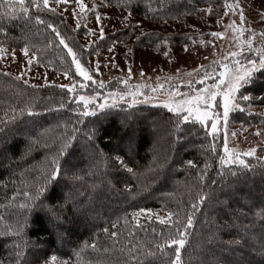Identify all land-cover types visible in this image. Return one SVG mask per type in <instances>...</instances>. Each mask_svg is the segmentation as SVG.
<instances>
[{"label":"trees","instance_id":"obj_1","mask_svg":"<svg viewBox=\"0 0 264 264\" xmlns=\"http://www.w3.org/2000/svg\"><path fill=\"white\" fill-rule=\"evenodd\" d=\"M105 1L119 10H131L132 15L154 24L187 21L205 14L212 17L216 15L214 9H223L225 2H230L135 0L129 9L126 0ZM149 5L155 11H148ZM25 7L29 8L28 15H31V20L21 12L18 0H0V46L11 50H21L27 46L31 55L35 53V60L40 66L62 73L68 71L69 75H75L71 58L62 46H58V38L46 25L37 24L35 16L39 15L46 24L51 23L57 27L66 42L78 53L86 45L83 40L85 27L82 26L77 31L68 16L59 9L55 13L44 9L37 12L31 6V0H25ZM209 7L213 10L212 14L196 11ZM137 36H140V40H137L140 46L162 52L168 46L179 45L198 49L209 43L205 38L211 35L208 31L202 33L197 30L142 31L140 27L133 34L132 29L124 27L105 34L103 40L90 42L92 46L83 53L81 62L88 66L91 56L107 50L113 43H121ZM18 77L0 68V120H11L14 114L17 121H27L26 125H19L26 135H9L7 140L10 143L7 144L0 140V148L11 157L8 159L0 155V231L11 229L12 232L19 230L26 216L30 221L35 219L34 214L28 213L19 205L27 202L24 192L34 193L43 183V174L56 155L60 139L70 134L74 126L84 129L83 124L77 123L76 113L79 109L72 101V94L66 89H61L59 84L54 83H25V79ZM257 79L264 80V76L258 74ZM121 87L111 81L105 89ZM246 88L248 86L242 88L241 92L248 94L250 89L246 91ZM254 106L262 107L263 110H253ZM240 107L245 111L232 112V125L247 127L264 124V104L256 102L249 105L241 101ZM123 108L124 111H130L127 105ZM137 108L142 114L158 113L165 119L171 115L160 105L141 104ZM21 109H31L37 115L28 117L25 112L22 116ZM110 111L120 113L121 109ZM92 119L95 118L87 117L84 121L87 123ZM117 127L118 119L105 121L100 128L101 135L107 133L113 138L112 144H107L103 138L97 140L99 148L105 153L115 146L119 135ZM180 127L183 138L178 144L174 123H165L160 119L155 124L146 122L133 154V162L129 165L134 168V172L122 171L119 179L123 182L119 184L115 183V177L103 162L99 163L98 168L94 167L87 154H83L79 164L82 180L72 185L82 195L77 197L80 203L76 210L70 206L65 212L64 227L60 230L64 233V238L60 239L55 232L45 231L46 225L42 219L36 223L30 222L24 228L21 239L14 236L0 237V262L16 264L17 251L25 259H32L38 247L49 256L56 255L61 264L65 260L70 261V264H168L169 259L174 258V248H168L161 253L156 245L163 243L175 229L159 223L157 218L136 219L132 214L141 208L158 209L166 213L172 212L173 220L180 219L186 224L191 204L198 202L200 195L210 198L195 213L193 226L188 229V242L181 252L184 264H217L226 256L233 255L225 252L223 244L229 236L218 231V226L228 219L226 212L229 209H237L247 214L246 217H240L238 224L241 221L245 224L251 222L253 213L257 214L256 236L253 239L258 241L261 219L259 214L264 207V159L258 156L247 157L246 162L251 170L244 169L239 164L232 165L230 169L228 166L222 167L220 156L223 155L224 148L223 132L217 133L213 140L199 123L194 127L189 126L190 135L189 128H185L183 123ZM29 136L38 139L39 143L30 156L22 157ZM80 143H83L82 138ZM213 145L215 151L211 150ZM188 160H192L196 167L188 166ZM205 164L208 165L206 169ZM157 172L160 173V179L155 178ZM231 172L238 175L232 176ZM102 181L109 183L105 185ZM93 184L101 185L100 194H94ZM217 198L221 201L229 199L228 208L218 205ZM249 206H252L251 211ZM167 219L168 217L165 220ZM113 232L116 236H112ZM214 237H219V240ZM17 244L19 249L14 247ZM243 252L247 259L260 258L253 248L245 247ZM240 254L237 251L235 256L239 257Z\"/></svg>","mask_w":264,"mask_h":264},{"label":"snow or ice","instance_id":"obj_2","mask_svg":"<svg viewBox=\"0 0 264 264\" xmlns=\"http://www.w3.org/2000/svg\"><path fill=\"white\" fill-rule=\"evenodd\" d=\"M20 5V10L23 14L28 16L31 20L32 17L29 14V8L25 7V0H18ZM69 0H54V5H67ZM135 0H126V6L131 9ZM75 7L72 9V14L74 17H86L89 12L95 15L97 24H100L102 19L100 12L97 10L98 5L93 4L90 8L84 0H74ZM31 6L34 7L37 12L41 9L48 10L55 13L57 7L50 6V0H31ZM224 7L226 9L224 15H228L231 12L232 15H236L237 11L239 14V19L241 24L245 22L243 8L239 5L238 0L235 4L225 2ZM78 9V11H77ZM67 10V9H65ZM147 10L153 12L155 10L151 9L150 5L147 6ZM14 11V10H13ZM197 12H207L212 14L213 10L211 7L207 9H196ZM190 14V13H185ZM132 12L129 10L128 14L124 16L125 27L127 29H132L133 34L135 30L140 27L139 24L133 25L129 21L131 20ZM35 21L39 25H46L51 32L55 34L58 38V46H62L66 50L67 56L71 58V65L75 67V75L82 78L84 82H91L92 84H97L99 89L105 88V82L100 80L97 82L93 79V75L90 73V65L85 66V63L81 62V57L85 51L91 48V43L81 47L80 52L74 50L72 46L66 42V38L61 34V32L51 23H47L40 18L39 15L35 16ZM219 23V21H217ZM82 25L80 19H77L76 30L78 31ZM233 33H238L239 35L235 38L239 41L243 37L244 32L247 29L238 28L235 21H232L229 25ZM2 28V25H0ZM96 31L93 29H86V35H96ZM210 35L214 38H223L224 33L222 32H212ZM253 33V37H254ZM264 35V33H261ZM105 38L103 26L99 27V39L103 40ZM140 40V36L136 37ZM51 43V42H50ZM94 43V42H92ZM247 47L251 50L253 48L252 39L246 41ZM115 48V43L108 48V52L112 53ZM188 50L187 45L184 46V51ZM23 56L26 58V64L31 66L33 60L35 59V53L30 56L29 48L27 46L21 49ZM132 49L129 48L128 52ZM258 55L256 58H250L247 60L246 64H241L240 60L235 59L238 55L243 54V47H240V51H233L229 55L233 58L234 63L230 67L229 64L224 63L221 65L222 71L216 76L215 82L209 84L205 88H201L195 91L194 95H191L189 99H183L181 103H164L160 106L167 109V112L171 115L165 119L159 116V114H153L148 112L147 114L140 113L137 108L141 104H151L154 100L163 99V97H158L155 94L159 90H163L164 85L160 84L158 87H152L149 91L151 94H147L144 89L145 85H130L129 81L132 78V69L129 67L127 69V78L121 79L119 82L124 86L123 90L109 91L107 94L101 96L99 91H94V95H78L75 82L71 85L61 84L59 87L61 89H66L69 94H72V101L75 103L77 111V123L83 124L84 129L73 127L70 134L63 136L59 141V147L56 151V155L49 162V167L45 170L43 174V183L35 189L34 193L24 192L23 195L27 198L26 203L19 205L20 208L25 209L28 213L34 214L35 219L29 220V217H25L24 224L19 227V230L12 232L11 229L7 231H0V237L14 236L16 239H21L23 235V230L29 225V223H36L37 221L43 220L45 226V231L55 232L60 236V239L64 238V233L60 231L64 227V215L66 210L71 206L73 210H76L77 205L80 203L77 197L82 195L81 192L76 190L72 185L76 182L82 180L79 175L82 169L79 168V164L82 162V155L87 154L89 160L92 162L94 167H99V163L103 162L106 169L111 170V175L115 177V183H122L119 179L120 173L122 171L127 173H133L134 168L129 166L133 162V154L136 152L138 147V140L142 131L144 130V124L150 122L155 124L157 119L164 120L165 123H174L177 131L176 143H180L183 138V131L180 127L181 123L185 128L189 126L194 127L195 124L199 123L207 135L211 136L215 140L217 133L219 132V125L227 127L230 113L233 110L245 111L244 108L240 107V102H247L252 105L256 102L264 104V80L257 79V75L264 76V49H257ZM10 55L13 60L16 58L15 50H9L0 46V59H4L6 56ZM127 55V53L125 54ZM165 56L168 52L164 53ZM63 59V58H62ZM110 61L114 60L115 57H110ZM227 59V57H225ZM107 67L108 65H104ZM101 65L99 60L95 63V73L99 74V69ZM115 67V65H113ZM203 67V66H201ZM30 70V68H29ZM4 75H8L4 73ZM64 77L69 76L68 71L63 73ZM145 73L143 70L140 72V76L143 77ZM24 72L21 71L19 74L20 79H23ZM159 79V78H157ZM213 79L209 75H204L203 79L199 81V84L204 85ZM28 83L27 80L24 81ZM248 94L241 92L242 88H245ZM80 89L85 88V84L81 83L79 85ZM218 97L222 98V103H218ZM102 102H99L101 101ZM127 105L130 111H124L123 106ZM155 106V105H154ZM63 107V105H61ZM120 108V113H113L111 109ZM217 109H222L218 111ZM59 111V109H57ZM27 114L28 117L37 115L31 109H21V115ZM92 117L95 119L88 120L85 123L84 118ZM118 127L117 132L119 133L115 141V146L110 148L107 153H105L97 144V140L103 138L107 144L113 143V138L107 133L100 134V128L103 126L105 121L117 120ZM0 140L5 144L10 143L7 140L9 135L24 136L26 132L23 128H20V124H27V121H17L15 115L13 114L11 120H0ZM11 125V127L9 126ZM89 125H91L89 127ZM191 134L189 128V135ZM233 136L236 135L235 132L232 133ZM256 135H260V131L257 130ZM82 138L83 143H80ZM39 143L38 139L32 137L27 138V144L22 152V157L30 156L32 151H34L35 146ZM46 146V145H45ZM212 151H215V146L213 145ZM257 153L256 147H250L247 151L243 153H237L235 151H230L227 145V140L225 139L223 155L220 156V164L222 167L228 166L229 169L232 165L239 164L244 169H249V165L243 157H255ZM0 155L5 158L11 159L9 154L5 153L3 148H0ZM167 162V161H166ZM187 165L195 168L196 164L192 160L187 161ZM205 169L208 167L205 164ZM251 170V169H249ZM232 176H237L238 173L231 172ZM206 175V172L204 173ZM264 177V173H262ZM157 179H160V173H156ZM203 178V177H202ZM102 184L109 183L108 181H102ZM92 189L94 194H100L102 192L101 185L93 184ZM228 195L227 193L225 194ZM246 195V194H245ZM210 197L204 195L199 196V200L196 203L191 204V211L187 215L186 224L182 220H173V213H168V219H159V223L164 225H169L174 228V233H169L168 238L160 244L156 245V248L163 253L168 248H174V258H170L168 264H184L182 261L181 252L185 248L188 242V229L193 226L194 216L198 210L205 204V201ZM230 199V197H229ZM229 199L223 201L217 198V204L222 208H228ZM254 206V205H252ZM249 210L251 211V207ZM150 212V209H139L137 212L133 213L132 216L141 215L144 212ZM228 219L224 220L222 224L218 226V231L224 232L229 236L227 241H223L225 246V252H231L232 256H226L222 262L218 261L217 264H264V207L261 208L259 221V236L258 241L253 238L256 236V213H253V220L247 224L240 221V217H246L247 214L238 211L237 209H229L226 212ZM2 219V217H0ZM183 228V230H181ZM107 232V229H105ZM112 236H116L113 232ZM219 240V237H214ZM211 242V241H210ZM95 247V245H92ZM19 249V244L15 245ZM33 247H37L33 245ZM245 247L253 248L259 255V259H247L243 252ZM240 251V256L236 257L235 253ZM79 255V253L77 254ZM149 255H154V253H149ZM2 264V262H0ZM16 264H61L58 261L56 255L49 256L46 251L40 250L37 247V251L34 253L32 259H25L20 251L16 253ZM62 264H70V261L65 260Z\"/></svg>","mask_w":264,"mask_h":264},{"label":"rangeland","instance_id":"obj_3","mask_svg":"<svg viewBox=\"0 0 264 264\" xmlns=\"http://www.w3.org/2000/svg\"><path fill=\"white\" fill-rule=\"evenodd\" d=\"M84 2L90 8L94 3L98 5L97 10L102 17L100 24H97L95 15L92 12H89L86 17H74L72 14V9L75 7L74 0H69L67 5L59 6L54 5V0H50V6H55L65 13L74 27H76L77 19H80V23L86 25L85 29L96 31V35H83L86 45L99 39L100 26H103L105 34L125 27V22L123 21L124 16L128 12L119 10L112 3L105 0H84ZM236 2L237 0H230L229 3L235 4ZM238 3L244 11L245 22L243 24H241L239 19L238 11L236 15H232L231 12L228 15H224L226 11L225 7L223 9H214L216 15L212 17H208L205 14L200 18L162 24H154L144 18L132 15L129 22L139 24L142 31L148 29H160L165 32L197 30L202 31V33L207 31L210 33L222 32L224 33V37L221 39L210 36L205 38L209 41L208 44L198 49L187 46L188 50L186 52L184 51L185 45L168 46L165 51H155L140 46L137 39L132 38L121 43H115L112 53H109L107 49L97 55L91 56L88 66L90 65V73L93 75V79L97 82L103 80L106 84L105 88L109 82L115 81V84L122 86L121 89H99L97 84L84 82L77 75H69L65 78L62 72L40 66L35 59L32 65L28 66L21 50H15V60L10 55L4 59H0V68L17 76L23 71V79L31 83L71 85L75 82L78 95H94L93 89H95L103 96L109 91L123 90L124 86L119 81L127 78V69L130 67L132 69V78L129 81L130 85H145L144 91L147 94H151L149 90L152 87H158L160 84L164 85L163 90L158 89V92L155 94L158 97H163V99L154 100L151 105H162L164 103L179 104L183 99H189L191 95H194L196 90L214 83V78L223 70L222 64L227 63L231 67L234 63L233 58L229 55L231 52H239L242 46L243 54L238 55L235 59L240 60L241 64H246L248 59L256 58V55H258L257 49H264V35H261V33H264V0H238ZM232 21H235L238 28L247 29L239 41L235 38L239 34H234L232 29L228 27ZM253 33L255 34L254 37ZM205 39H202V41H205ZM248 39H252L253 48L251 50L246 44ZM129 48L132 49L131 52H128ZM8 50L10 53L11 49ZM165 52H168L167 56L164 55ZM126 53L127 55H125ZM110 57H115V59L110 61ZM97 60H99L101 65L99 74L94 71ZM106 64L108 65L107 67L104 66ZM141 70L145 73L143 77L140 76ZM204 75H209L213 79H210L207 84L201 85L199 81L203 79ZM81 83L85 84L84 89L79 88ZM99 102H102V100ZM217 102L222 103V98L218 97ZM252 109L263 110L262 107L256 106L252 107ZM217 110L222 111V109ZM232 112L230 113L226 129L223 124L218 126V133L223 132L224 143L226 139L229 150L237 153H243L250 147H256V156L264 159V124L261 123L247 127L232 125L230 121ZM257 130L260 131V135H256ZM233 132L236 133L235 136L232 135ZM243 158L246 160L247 157ZM150 210V212L146 211L135 218L159 217V219H166L168 217V213L164 211L158 209Z\"/></svg>","mask_w":264,"mask_h":264}]
</instances>
